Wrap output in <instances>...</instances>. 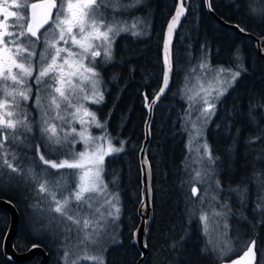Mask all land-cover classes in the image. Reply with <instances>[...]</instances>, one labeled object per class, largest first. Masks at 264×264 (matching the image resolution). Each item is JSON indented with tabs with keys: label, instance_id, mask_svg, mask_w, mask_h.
Instances as JSON below:
<instances>
[{
	"label": "trees",
	"instance_id": "16d2710c",
	"mask_svg": "<svg viewBox=\"0 0 264 264\" xmlns=\"http://www.w3.org/2000/svg\"><path fill=\"white\" fill-rule=\"evenodd\" d=\"M121 2L128 4L130 0ZM176 3L177 0H141L128 12H117L116 16L129 24L139 19L141 23L136 30L140 35L122 32L116 36L112 46L113 59L98 66L104 100L91 107L102 122H107L113 144L119 147L120 141H124V150L107 156L104 164L105 183L118 191L121 227L119 242L100 253L105 264H136L140 257L133 243V233L139 222L141 171L138 154L144 139V98L147 96L150 101L162 84L163 35ZM210 4L216 16L226 23L243 28L244 32L257 38L264 36V0H210ZM184 5L186 14L172 46L171 85L154 107L151 122L148 160L152 172L153 220L146 240L148 256L143 264H219L239 255L241 241L253 237L257 239L261 253L264 251V215L252 211L257 197L264 195L261 188V182H264V59L259 57L254 41L222 27L208 14L204 0H185ZM107 14L109 18L112 16L111 9ZM234 54H238L239 60ZM204 57L212 66L235 68L242 62L247 69L217 102L215 115L205 130L207 143L224 165L219 178L224 190L221 197H238L236 193L228 192L237 185L253 187L255 193L254 204H249L248 208L229 202L234 213L228 217L229 236L238 241L240 248L223 258H217L216 250L207 242L210 237L201 233L198 221L200 194L192 196L190 180L185 178L188 154L184 117L188 103L183 85L191 69L198 67ZM28 110L34 122L33 134L45 142L36 123L40 112L36 107ZM250 112L251 118L254 116L255 119H249ZM255 137L260 138L249 142ZM10 148L21 157L28 155L25 147L10 145ZM18 163L27 170L24 160L19 159ZM12 177L11 180L0 179V199L10 202L19 214L14 248L21 253L35 244L48 254L47 264H65L61 244L54 237L32 228V217L40 214L39 209L46 205L37 195L38 186L31 177L16 173H12ZM193 206L195 216L189 215ZM51 216L56 214L51 213ZM9 222L8 212L0 209V264H14L2 251ZM182 236L185 237L183 241ZM178 243L181 246L171 247ZM39 260L35 257L17 264H37ZM258 260L261 261L260 253ZM80 264L93 262L81 261Z\"/></svg>",
	"mask_w": 264,
	"mask_h": 264
},
{
	"label": "snow or ice",
	"instance_id": "6c2138e0",
	"mask_svg": "<svg viewBox=\"0 0 264 264\" xmlns=\"http://www.w3.org/2000/svg\"><path fill=\"white\" fill-rule=\"evenodd\" d=\"M140 3L141 0H130L128 4L121 0H0V179L7 177L11 180L12 173L31 177L38 186L37 195L47 205L51 220L63 225L66 231L77 233L83 251L70 259L72 253L66 250L65 264H80L81 261L105 264L103 255L91 254L89 248L99 243L109 220L119 217V196L108 190L103 173L105 158L122 152L124 141L116 147L107 132V122H101L84 102H103L97 61L101 59L107 63L113 59L114 39L122 32L140 35L136 30L141 23L139 19L129 24L116 16L117 12ZM108 9L113 13L110 18ZM184 14L181 0L167 24L163 42V86L150 102L147 96L144 98L149 111L168 87L173 71L171 36ZM240 30L245 31L243 28ZM40 45L42 50L37 59ZM234 56L239 60L238 54ZM198 68L201 73L215 71V76L208 88L201 84L199 91L187 97L190 103L184 119L186 125L191 124L190 129L186 128L190 153L187 167L196 165L192 168L195 172L192 179L198 184H208L204 195L199 196L198 221L202 235L207 237L210 228L216 232L222 226L226 236L228 217L234 213L228 198L221 197L224 190L216 178L215 165L220 158L213 154L207 141L201 143L200 138L207 121L215 115L217 102L247 69L241 62L235 68L221 65L213 70L206 57L201 59ZM33 82L36 85L34 106L40 112L36 123L41 138L46 142L43 145L46 152L41 151V145H35L39 159L33 160L32 164L39 167L38 173L32 167L25 171L18 163L23 157L10 148V145L30 146L25 142L27 134L33 131L34 122L27 107L33 97ZM194 111L199 113L195 119L192 118ZM74 123H79L81 128L72 127ZM65 125L70 130H66ZM93 126L103 129V133L92 136L89 129ZM259 138H251L249 142ZM78 142L84 144L83 151L74 150ZM70 143L73 150L67 153L65 150ZM193 152L195 155H191ZM65 169L71 171H63ZM261 188L264 190V182H261ZM148 191L150 193V188ZM247 191L246 186L242 188L239 185L228 190L236 193L242 203ZM191 192L193 197H197L199 189L193 186ZM254 210L264 215V195L257 197ZM51 213L57 215L51 216ZM189 215H196L194 206L189 209ZM184 238L182 236L181 241ZM112 239L115 241V237ZM207 242L213 250L218 247L211 239ZM179 246L178 243L171 247ZM235 251L230 244H225L220 254L224 256ZM241 252L231 260V264H264L258 260V253H264L258 248L255 237L241 241Z\"/></svg>",
	"mask_w": 264,
	"mask_h": 264
},
{
	"label": "rangeland",
	"instance_id": "374dc122",
	"mask_svg": "<svg viewBox=\"0 0 264 264\" xmlns=\"http://www.w3.org/2000/svg\"><path fill=\"white\" fill-rule=\"evenodd\" d=\"M128 11H129V9L125 10V12H128ZM207 61L209 62L208 59H207ZM209 64H210V62H209ZM211 67H212L213 70H215L219 66H212L211 65ZM193 69H195V71H193ZM193 69H191V71L189 72L188 80L186 79V81H184V85H183V88L185 87L184 88V95H185L186 102L188 103V108H189V103H190L189 100L187 99L188 95H190V94H192V93H194L196 91H199V88H200L201 84H203V86L205 88H208L209 87V82L215 76V71L201 73L197 66L194 67ZM189 89H191L192 92H189ZM84 103L86 104L87 107H89L92 111L95 112V110L91 107V105H95V104H89L87 102H84ZM198 114H199L198 112L194 111L192 118L195 119V117ZM82 115H83V113L81 112V116ZM212 117H211V119H212ZM97 118H98V116H97ZM211 119L207 121V123H206V125L204 127L203 136L200 138V142L201 143H203L206 140L205 139V130H206V127H207L209 121H211ZM249 119L252 120L250 115H249ZM184 125H185V120H184ZM72 127H75L77 130H79L81 128V125L79 123H74L72 125ZM185 128L190 129L191 128V124L185 125ZM65 129L66 130H70L68 128V125H65ZM89 130L91 132V135L94 136V137L100 136L103 133V129L95 128L94 126L91 127ZM186 133H187L186 150H187V154H188L187 158H188L190 156L189 149H188L189 132L186 130ZM76 139H77V141H79V137H76ZM112 142H113V140H112ZM25 143L27 145H30V146H27V147L23 146V145H20V146L25 147V148L28 149L27 160L23 156H22L23 158H21L20 160L21 161L22 160L25 161V163L27 165V169L32 167L38 173L40 171L39 167H36L35 165L32 164L33 160H37L38 161V159H39L38 156H36V153H35V145H37V144L41 145V151L46 152V149L43 147L45 142H42L38 135H34L33 132H31V133L27 134V140H26ZM77 148H80V149L77 150ZM72 150H73V147H72V144L70 143L68 145V148L65 151L67 153H71ZM74 150L76 152L83 151L84 150V144L81 143V142L76 143L75 146H74ZM191 155H195V153L193 152ZM188 164H189V160L187 159V166H188ZM187 166H186V170H185V178H186V180L187 179L190 180L191 187L195 186V187H197L199 189L200 196L204 195V190L206 188H208V184H198V183H196V181L192 179V177L195 175V172L192 171V168H195L197 166L196 165H192L191 168L187 167ZM215 168H216V178L219 179L220 176L224 172L223 171L224 165L222 164V162L217 161V163L215 165ZM63 171H71V170L65 169ZM113 189H114L113 186H109L108 185V190L110 192L118 194V191H113ZM247 189H248V191H247L246 198L243 201V203L241 202L239 197L228 198V201L231 202L235 206L240 207V206L243 205L244 207L248 208L249 204L253 203V200L255 201V198H254L255 193H254L253 187L251 189L248 186ZM263 194H264V191H263ZM73 207H75V205H73ZM119 207H120V201H119ZM46 208H47V206L44 205L42 208L39 209L40 214L32 217L31 223L34 225L32 228L34 230L39 229L43 234L50 235V236L54 237L61 244V245H59L61 250L70 251L72 253V255L70 256V259H74L76 255H79L83 251L82 246L79 245V241L77 239V233L74 230L72 232H68V231L65 230L63 225H60L55 220H51L49 213L46 211ZM252 211L255 212V210H252ZM258 213H260V212H258ZM119 218H120V213H119L118 219H115V220H111L110 219L109 220V223L106 226L105 233L100 238L99 243L97 245L90 246L89 251H90L91 254L100 255V253L103 252L107 247L113 245L115 242H119V240H120V231H121ZM229 232H230V228L227 230V235L225 236L223 234L224 233V229H223L222 226H221L220 230L216 231V232L211 231V228H210V232H209V236L208 237H210V239H212V241L216 245H218V247L216 248L217 258H223V257L228 256L229 254H231V253H229L227 255L221 256L220 250L224 249L225 244H230V246H232L233 248L236 249L235 252H237L239 250V248H240V246L238 245V241L236 239H234V238H231L229 236ZM113 237H115V241L112 239ZM232 253H234V252H232ZM263 253H264V251H263ZM261 261L264 262V255H261Z\"/></svg>",
	"mask_w": 264,
	"mask_h": 264
},
{
	"label": "water",
	"instance_id": "95a60500",
	"mask_svg": "<svg viewBox=\"0 0 264 264\" xmlns=\"http://www.w3.org/2000/svg\"><path fill=\"white\" fill-rule=\"evenodd\" d=\"M180 2H181V0H177L176 6ZM184 2H185V0H183V3ZM204 2H205V7H206L208 14H210L213 18H215L217 20V22L222 27L230 29V30L234 31L235 33H237L238 35H240L242 37L249 38L252 41H254L259 57L264 59V47L262 46V44H264V36L262 38H257L255 36L251 35L250 33L241 31L240 28L237 27L236 25L226 23L225 21H223L222 19H220L216 16V14L214 13V11L211 8L210 0H204ZM176 6H175V10H174L173 14L171 15V17L175 14ZM184 7H185V5H184ZM185 14H186V7H185ZM185 14L180 18V22L177 25V27L175 28V30L171 36V44H170L171 60H172V46H173V42H174V37H175L177 30L179 29V27L181 25L182 20L185 17ZM171 17L169 18V20L171 19ZM169 20H168V22H169ZM168 22L166 23V26H165L164 35H163V42L165 39V35L167 33ZM162 63H163V68H164L163 44H162ZM172 66H173V63H172ZM172 77H173V71H172L171 76H170L168 87H167L165 93L159 98V100L161 98H163L165 96V94L167 93V91L169 90L170 85H171V81H172ZM161 86H163V79H162ZM156 104L153 105L151 111H149V109L145 107L146 108V119L144 122V139L142 141V145H141V148H140V151L138 154L139 166H140V171H141V196H140V202H139V205L137 208V215L139 218V222H138L137 228L135 229V231L133 233V243L135 245V248L139 252L140 257L137 260L136 264H143L147 259L148 252H147V247H145V245H146V240H147V237L149 234V229H150V226H151L152 220H153L152 172H151L150 162L148 160V148H149V143H150V138H151V122H152V117H153V110H154V107L156 106ZM149 188L151 190L150 193L148 191ZM0 209L8 212L9 219H10L9 227H8V230L6 232V235H5L3 243H2V251H3L4 256L11 263H14V264L30 261L35 257L40 258V260L37 264H47L48 263V254L42 249V247H39V246L35 247V248L31 247L27 251L21 252V253L16 251V249L14 248V238H15V235H16V233L18 231V227H19L18 211L10 202L3 200V199H0ZM240 254H242V252ZM237 256L238 255H236V256L228 259V260H224V261L220 262L219 264H231V260L236 259Z\"/></svg>",
	"mask_w": 264,
	"mask_h": 264
},
{
	"label": "flooded vegetation",
	"instance_id": "af4514ba",
	"mask_svg": "<svg viewBox=\"0 0 264 264\" xmlns=\"http://www.w3.org/2000/svg\"><path fill=\"white\" fill-rule=\"evenodd\" d=\"M42 50V45L38 46V52H37V59L39 58V51ZM97 64L98 66L100 64H104V62H102L101 59H98L97 61ZM35 91H36V85L34 84L33 82V97L30 99V101L27 103V107L28 109H33L35 108L34 106V99H35ZM264 113V112H263ZM262 113V115L264 116V114ZM80 149V148H77V150ZM26 160H27V157H26Z\"/></svg>",
	"mask_w": 264,
	"mask_h": 264
}]
</instances>
